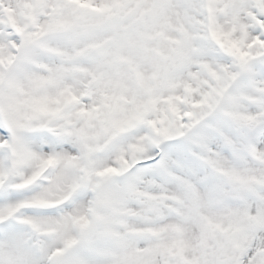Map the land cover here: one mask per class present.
Masks as SVG:
<instances>
[{
	"label": "snow or ice",
	"instance_id": "obj_1",
	"mask_svg": "<svg viewBox=\"0 0 264 264\" xmlns=\"http://www.w3.org/2000/svg\"><path fill=\"white\" fill-rule=\"evenodd\" d=\"M0 264H264V0H0Z\"/></svg>",
	"mask_w": 264,
	"mask_h": 264
}]
</instances>
